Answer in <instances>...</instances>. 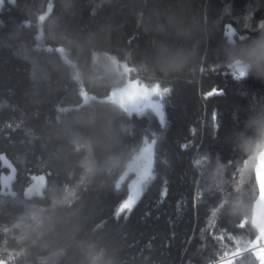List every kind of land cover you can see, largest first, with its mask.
I'll return each instance as SVG.
<instances>
[{"label": "trees", "instance_id": "1", "mask_svg": "<svg viewBox=\"0 0 264 264\" xmlns=\"http://www.w3.org/2000/svg\"><path fill=\"white\" fill-rule=\"evenodd\" d=\"M1 1L0 260L88 264L103 250L112 264H219L255 240L258 153L246 155L235 133L250 103L264 98V82L224 74L223 45L229 24L236 40L258 34L264 0ZM172 18L203 26L205 42L190 73L163 79L145 65ZM52 27L70 42L100 39L66 49L47 39ZM101 58L129 73V82L171 89L162 100L164 128L158 117L130 114L112 100ZM213 90L223 94L209 96ZM88 105L122 110L114 170L58 135L60 122ZM152 141L149 182L125 208L128 180L120 178ZM38 178L45 190L29 195ZM53 215L56 227L48 224Z\"/></svg>", "mask_w": 264, "mask_h": 264}, {"label": "clouds", "instance_id": "2", "mask_svg": "<svg viewBox=\"0 0 264 264\" xmlns=\"http://www.w3.org/2000/svg\"><path fill=\"white\" fill-rule=\"evenodd\" d=\"M159 32L165 40L156 44L151 65L145 68L163 79L177 78L190 73L198 58L200 46L205 42L204 28L199 24L186 23L179 18H172L167 26L161 25ZM257 35L248 40L225 41L223 45L224 65L228 69L239 67L243 70V79L254 78L264 82V27L257 29ZM47 39L54 45L62 47L78 46L80 49L99 40L98 36H90L83 42H70L55 27L48 32ZM96 83L94 78H89ZM112 88L125 87L127 81L122 72L111 71L106 77ZM169 90H171L169 88ZM122 110L117 106L88 105L69 113L58 128V135L67 139L78 150L86 149L92 155L104 157L103 170H114L115 162L122 160L118 151L120 133L115 121ZM239 148L248 156L258 153L264 148V98L254 100L248 108V115L242 130L235 133ZM95 171L93 167L91 169ZM49 226L56 227L60 218L53 215L48 221ZM88 264H112L104 260L103 250L90 255Z\"/></svg>", "mask_w": 264, "mask_h": 264}, {"label": "snow or ice", "instance_id": "3", "mask_svg": "<svg viewBox=\"0 0 264 264\" xmlns=\"http://www.w3.org/2000/svg\"><path fill=\"white\" fill-rule=\"evenodd\" d=\"M254 13L249 14L248 19ZM264 27V20L258 21L257 28ZM228 37L236 36L235 31L229 26L226 30ZM240 39H246L248 37L244 35L239 36ZM231 74L236 80L243 79V70L239 67L230 69ZM171 90L162 89L159 85L154 86L152 90L141 89L138 82H129L127 88L123 90L118 101L120 105L130 114L136 113L137 115H144L147 111H151L158 117L159 125L164 128L166 125L163 98L169 94ZM213 94H223L222 91L208 93L209 96ZM158 98V99H154ZM216 115L213 114V120L215 121ZM193 131H195L193 129ZM257 180L260 188V196L257 200L254 212V223L257 226L258 234L253 241L244 242L243 245H238L237 250L232 253H225L224 259L221 264H264V148H260L256 162Z\"/></svg>", "mask_w": 264, "mask_h": 264}, {"label": "rangeland", "instance_id": "4", "mask_svg": "<svg viewBox=\"0 0 264 264\" xmlns=\"http://www.w3.org/2000/svg\"><path fill=\"white\" fill-rule=\"evenodd\" d=\"M9 2L13 3L14 0H9ZM1 4H2V1L0 0V6ZM99 66H102L108 72H111V71L122 72L125 79L129 81V78H130L129 73L126 74L124 71L118 70L112 61L101 58L99 61ZM134 82H138L141 85V88H144L146 90L153 89V88L148 87L146 84L139 82V80H135ZM121 88H115L114 95L112 98V100L118 105H120V103L118 102V100L115 99V96L117 95V93L119 92ZM154 99H157V98H154ZM145 114H152L155 116V114L152 113L151 111H147ZM137 157L138 155L135 157L134 160L129 162L123 176L120 178V181H119V183L122 184L123 182L128 180L129 198H128V202L124 205L125 208H130V207L133 208L139 195L142 193L146 184L149 182V178L151 176L152 165H153L152 159H146V160H142L138 162ZM193 162L195 163L196 166H199L198 158L194 157ZM202 172H203L202 170H199L200 174ZM262 222H264V219H262ZM254 225L257 228L255 223ZM219 264H221V262Z\"/></svg>", "mask_w": 264, "mask_h": 264}, {"label": "water", "instance_id": "5", "mask_svg": "<svg viewBox=\"0 0 264 264\" xmlns=\"http://www.w3.org/2000/svg\"><path fill=\"white\" fill-rule=\"evenodd\" d=\"M231 26V28L235 31V33L237 34V30L236 28L229 24L225 27V31H224V36L230 40H233L236 38V36L234 37H228L226 35V30L227 28ZM127 88V86L123 89L125 90ZM141 88V87H140ZM141 89H144V88H141ZM121 90L116 96L115 98L119 101L120 100V93L123 91ZM155 154V143L154 141L150 142L149 144H147L143 149L142 151L138 154V157H137V161L140 162L142 160H146V159H151ZM46 188V180L43 179V178H38L36 180V182L34 183V185L28 190V194L29 195H33L35 194L36 192H42L43 190H45ZM0 264H8L5 260H0Z\"/></svg>", "mask_w": 264, "mask_h": 264}, {"label": "built area", "instance_id": "6", "mask_svg": "<svg viewBox=\"0 0 264 264\" xmlns=\"http://www.w3.org/2000/svg\"><path fill=\"white\" fill-rule=\"evenodd\" d=\"M224 74L232 75L230 69H228L227 67H226V69L224 71Z\"/></svg>", "mask_w": 264, "mask_h": 264}, {"label": "crops", "instance_id": "7", "mask_svg": "<svg viewBox=\"0 0 264 264\" xmlns=\"http://www.w3.org/2000/svg\"><path fill=\"white\" fill-rule=\"evenodd\" d=\"M257 204V203H256ZM256 206V205H255ZM253 224H254V218H253ZM255 226V225H254Z\"/></svg>", "mask_w": 264, "mask_h": 264}]
</instances>
